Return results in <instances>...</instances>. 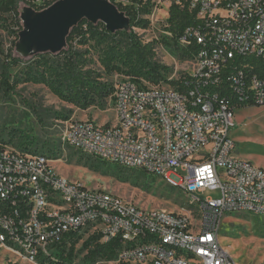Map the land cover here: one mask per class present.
<instances>
[{"label":"built area","instance_id":"built-area-1","mask_svg":"<svg viewBox=\"0 0 264 264\" xmlns=\"http://www.w3.org/2000/svg\"><path fill=\"white\" fill-rule=\"evenodd\" d=\"M59 0L32 1L42 11ZM115 3L120 0H108ZM196 16L179 43L198 50L183 91L129 77L114 82V125L73 121L62 146L161 177L198 211L145 210L61 178L56 158L0 141V254L55 264L68 235L118 240L114 264H237L220 245L227 215L264 216V171L234 155L235 112L264 105V0H166ZM218 191L219 197H203ZM70 245V244H68Z\"/></svg>","mask_w":264,"mask_h":264},{"label":"rangeland","instance_id":"rangeland-1","mask_svg":"<svg viewBox=\"0 0 264 264\" xmlns=\"http://www.w3.org/2000/svg\"><path fill=\"white\" fill-rule=\"evenodd\" d=\"M32 1L36 0L17 1L20 15L25 8L38 11ZM142 1L143 5L151 10L149 15L142 16L149 20V26L147 29L134 28L133 31L142 45L148 43L153 45L154 61L168 69L167 80L177 81L188 72L190 65L186 61L187 58L180 57L181 51L166 31L167 9L170 5L166 0ZM10 21V19L7 21L0 19V43L5 55L10 51L13 57H21L16 51L17 41L12 32L17 30V27ZM20 23L22 25V22ZM78 41L79 39L75 40L73 46L81 51H87L86 69L101 75L102 80L109 83L126 76L118 73L108 75L105 72L103 59L110 41L100 42L93 39L86 45L78 44ZM112 42L117 47L115 52L127 54L129 42L124 35L117 36ZM33 57H21L22 64L18 68L10 69V83L20 79L21 71L33 60ZM149 85L154 86L150 83ZM159 85L170 86L165 82ZM2 89L0 84V140L6 142L8 132L18 129L23 137H34L33 147H37V152L46 153L48 149L54 147L55 154L52 156L57 161L53 163V167L61 178L79 182L91 189L104 190L145 210L190 214L194 218L197 216L198 211L192 206L191 199L165 179L140 170L124 169L102 162L62 146L59 137L66 126L73 121L91 120L100 125H114L116 113L113 101L110 99L105 107L91 106L82 110L60 100L43 84L19 81L8 95H5ZM230 137L236 144L234 155L264 171V105L238 109L235 112V127L231 129ZM13 142L19 141L15 139ZM9 146L19 150L14 144ZM219 195L218 191H207L202 194L203 197L214 198ZM220 235V245L228 250L237 264H264V216L227 215L222 220ZM85 240L86 237H82L76 244L75 257L71 264H82L84 252L80 249ZM0 264L29 263L1 253ZM95 264L114 263L99 261Z\"/></svg>","mask_w":264,"mask_h":264},{"label":"trees","instance_id":"trees-1","mask_svg":"<svg viewBox=\"0 0 264 264\" xmlns=\"http://www.w3.org/2000/svg\"><path fill=\"white\" fill-rule=\"evenodd\" d=\"M17 1L0 0V19L4 21L10 19L11 23L14 22L13 26L17 27V30L12 32L16 41L19 39V32L23 29L20 23ZM111 3L130 20V29L128 31L110 33L106 30L104 24L100 22L92 24L86 20H82L71 29L66 38L65 49L56 55L50 53L35 55L33 60L21 71L20 79L11 83L10 69L18 68L23 61L21 57H13L10 51L5 55V51L0 43V56L3 57H0V84L2 85L4 94L8 95L14 90L19 81H24L33 84H43L60 100L82 110L91 106L105 107L108 99L113 101L114 83L102 80L101 75L95 74L91 69L85 68V55L87 51H81L73 46V42L77 39H79L78 44L82 45H86L89 40L93 39L100 42L110 41L103 59L104 69L108 75L113 73L124 74L126 76L122 77H129L141 84L145 82L154 86L165 82L171 87L183 91L184 89L180 86L181 79L187 77V74L185 73L178 81L167 80L166 74L168 69L161 67L154 61L153 45L149 43L142 45L133 31L134 28H148L149 20L142 16L149 15L151 10L143 5L142 0H120L117 3L114 1H111ZM5 16L8 19L4 18ZM166 21L168 25L166 31L181 51L180 57L183 59L187 58V62L190 61L197 52L198 45L192 42L184 47L179 43V37L187 27L195 24V14L190 12L186 7L182 8L172 3L167 9ZM84 26L86 27L84 28ZM120 35H124L129 42V50L126 55L115 52L117 47L112 41ZM248 63L254 67L255 71L264 76L263 64L257 60H249ZM7 136L8 140L6 142L0 141L8 145L14 144L22 151H38L37 147H33L35 145L34 137H23L24 135L18 129L10 130ZM15 139L19 142L14 143ZM54 150V147H51L47 150L48 153L46 152V155L54 157L52 156L55 154ZM192 206L196 209L194 204ZM68 236V241L64 240L57 247L55 256L58 262L55 264H71L74 260L75 246L82 237L75 235ZM119 247L120 243L118 240L102 243L99 235L94 234L89 236L83 242L80 249L81 252H84L81 263L95 264L99 261L113 263L117 259Z\"/></svg>","mask_w":264,"mask_h":264},{"label":"water","instance_id":"water-1","mask_svg":"<svg viewBox=\"0 0 264 264\" xmlns=\"http://www.w3.org/2000/svg\"><path fill=\"white\" fill-rule=\"evenodd\" d=\"M20 19L23 29L15 47L21 57L60 53L71 29L82 20L100 22L110 33L130 29L128 17L108 0H59L39 12L25 8Z\"/></svg>","mask_w":264,"mask_h":264}]
</instances>
